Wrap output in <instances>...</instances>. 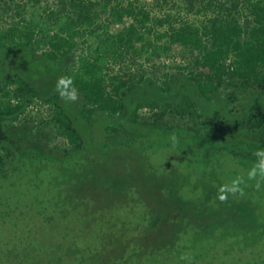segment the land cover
I'll return each mask as SVG.
<instances>
[{
  "label": "trees",
  "instance_id": "16d2710c",
  "mask_svg": "<svg viewBox=\"0 0 264 264\" xmlns=\"http://www.w3.org/2000/svg\"><path fill=\"white\" fill-rule=\"evenodd\" d=\"M176 1L62 0L48 50L32 34L0 39V93L15 100L0 104V264H264V182L247 180L264 148V0ZM101 17L104 33L129 20L105 34L108 51L180 58L160 78L105 75L99 46L74 60L78 31ZM61 76L76 102L56 92ZM32 100L52 108L62 156L5 132ZM237 176L245 195L221 202Z\"/></svg>",
  "mask_w": 264,
  "mask_h": 264
},
{
  "label": "rangeland",
  "instance_id": "374dc122",
  "mask_svg": "<svg viewBox=\"0 0 264 264\" xmlns=\"http://www.w3.org/2000/svg\"><path fill=\"white\" fill-rule=\"evenodd\" d=\"M138 1L146 8H153V0ZM60 2L62 0H0V39L10 44V39L18 41L20 37L22 40L25 35L32 34L41 43L39 51L48 50L44 39L49 30H54L52 24L55 21L50 18V13L51 10H62L63 6ZM176 4L182 5L179 0L176 1ZM156 9L154 10L157 12ZM64 21L56 20L55 23L60 25ZM191 21L198 22V20ZM242 21L240 20V22ZM108 22L109 20H106V17H101L92 26L79 30L75 36L70 56L75 60L82 53L85 55L90 51L94 52V49L98 46L101 51H106L107 44H110L108 42L109 36H115L122 32L123 28L129 27V20H124L108 26L107 32L104 33L103 28L107 26ZM50 26L52 29L49 28ZM13 29H16V31L13 32ZM105 34L108 38L105 37ZM103 37L106 39L103 40ZM115 49L116 51L114 49L112 51L107 50L108 55L101 58L104 74L107 76L124 71L125 76L133 74L136 77L144 75L150 78H160L163 72L172 68V61L180 58L177 48L168 50L166 55L155 56L148 63L144 60L146 53L134 58L133 55H129V52L125 53L123 48ZM9 91V96L6 98L0 93V104L15 102L12 97V89H9ZM222 93H225V91ZM245 98L244 95L239 96L233 108H242L247 102V98ZM52 115L53 110L50 106L38 100H32L25 104L24 112L17 119L4 123V129L22 148H34L42 154L59 157L64 154L69 146L59 128L52 122ZM140 115V120L143 123H148L151 120L147 110H142ZM177 121L173 116L164 118L165 124H174ZM260 137L264 138V133Z\"/></svg>",
  "mask_w": 264,
  "mask_h": 264
},
{
  "label": "clouds",
  "instance_id": "9594fccd",
  "mask_svg": "<svg viewBox=\"0 0 264 264\" xmlns=\"http://www.w3.org/2000/svg\"><path fill=\"white\" fill-rule=\"evenodd\" d=\"M56 92L60 98L65 102L74 103L79 99L80 93L75 87L74 79L69 76H61L58 78L56 83ZM171 141L176 144L178 138L175 134L170 136ZM256 162L248 169L247 180L256 181L255 187L259 189L261 183L264 182V148L257 149L254 152ZM243 185V187H242ZM249 185L245 181L243 176H237L232 179L229 183L221 185L217 190V198L221 202H226L229 195L232 196H244L245 188ZM181 259H189L187 256H181Z\"/></svg>",
  "mask_w": 264,
  "mask_h": 264
}]
</instances>
